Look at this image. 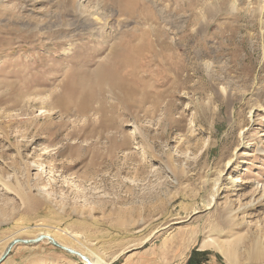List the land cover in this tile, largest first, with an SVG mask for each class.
Masks as SVG:
<instances>
[{"label": "rangeland", "instance_id": "1", "mask_svg": "<svg viewBox=\"0 0 264 264\" xmlns=\"http://www.w3.org/2000/svg\"><path fill=\"white\" fill-rule=\"evenodd\" d=\"M67 1L0 0V257L264 264V0Z\"/></svg>", "mask_w": 264, "mask_h": 264}, {"label": "bare ground", "instance_id": "2", "mask_svg": "<svg viewBox=\"0 0 264 264\" xmlns=\"http://www.w3.org/2000/svg\"><path fill=\"white\" fill-rule=\"evenodd\" d=\"M65 1H67V0H65ZM69 1V0H68ZM67 1V2H68ZM76 2H77V0H76ZM74 3V6L73 7H75V8H77L78 9V5H77V3ZM80 3V2H79ZM82 4V3H81ZM69 5H70V3H69ZM71 6V5H70ZM80 6V5H79ZM83 6V5H82ZM79 9H80V7H79ZM81 10V9H80ZM68 11V10H67ZM88 11V10H87ZM81 12V11H80ZM92 15V14H91ZM94 15V14H93ZM88 18V17H87ZM49 28V27H48ZM121 53H124V52H121ZM127 55H128V53H127ZM122 57H124V56H122ZM121 57V58H122ZM130 58V57H129ZM125 60V59H124ZM128 61V60H127ZM123 62H125V61H123ZM115 64V63H114ZM104 65V64H103ZM123 65V64H122ZM100 66V65H99ZM114 66H116V65H114ZM101 67H103V66H101ZM112 67V66H111ZM119 67V66H118ZM106 68H107V66H106ZM110 68V67H109ZM113 68H115V67H113ZM113 68H112V70H113ZM117 68V67H116ZM99 69V68H98ZM100 69H102V68H100ZM104 69H105V65H104ZM102 71V70H101ZM99 72V73H103V75H104V72H106V71H102V72ZM115 74V73H114ZM99 75V74H98ZM97 75V76H98ZM96 76V75H95ZM98 79H99V77H97ZM97 79V80H98ZM96 80V81H97ZM109 80H110V78L108 79V81H106V82H108L109 83ZM98 83V82H97ZM100 83L101 82H99L98 84H99V86H101L102 87V85H100ZM90 84V83H89ZM108 85V84H107ZM71 86V85H70ZM110 86V85H109ZM121 87L122 86H120V88L119 89H121ZM86 88H87V90H88V87H84V92H82V93H84V97H82V99H81V101L79 102L78 101V108H77V113L79 114V115H82V116H84L85 115V113H86V97L87 96H85V91H87L86 90ZM104 88H105V86H104ZM130 89V88H129ZM105 90H107V88H105ZM100 91H101V88H100ZM111 91V90H110ZM110 93H112V92H110ZM125 94L127 95V96H131V92L130 91H125ZM40 95V94H39ZM42 96V95H41ZM83 96V95H82ZM48 98H50V97H48ZM38 99H40V98H38ZM79 99V100H80ZM40 100H42V99H40ZM57 100H58V98H57ZM48 101V99H46V100H42V104L40 105V106H38L37 107V109H39V110H41V111H43V112H49L50 111V108L47 106V105H50V103H48L47 102ZM30 103V102H29ZM259 109V108H258ZM260 110H262L263 112H264V108H261L260 107ZM35 121V118H30V119H28L27 121H16L15 122V124H17V126H15V127H20V126H22V125H24L25 127H26V129L27 130H29V128L32 126V125H34V122ZM232 161V160H231ZM231 161H229L227 164H226V166L228 167V166H230V164H231ZM0 181L2 182V184H3V186H6V187H8V183H7V181L5 182L2 178H0ZM229 184H230V186H229ZM244 184H246L245 182L244 183H242L241 181H239V179L238 178H235L234 176H232V175H227V174H223V175H221L220 177H218V178H216L215 180H214V182H213V186H212V188H211V190H210V194H209V198L207 199V201H206V208H210V207H212V206H214L215 204H219V200L222 198H225V202L227 203V204H229L228 203V197H229V195L228 194H224V192H227V191H231V190H233V191H243L244 190ZM224 194V195H221V194ZM234 194V193H233ZM239 194V193H238ZM241 195H242V193H241ZM244 208H247V206H241V207H239L238 209H236V210H234V209H232V207L230 208V207H227L226 209H225V214H227L226 216L228 217V218H230L232 221H233V218H232V215L235 213V212H239V211H242ZM249 208V207H248ZM224 210V209H223ZM197 212V211H196ZM248 222V221H247ZM52 236V237H51ZM152 235H150V237H151ZM37 237H43L39 242H41L43 239H45V238H48L53 244H54V242L52 241V240H54V241H56V239H54L55 237L53 236V235H51V234H48V235H45V234H41V235H39V236H37ZM36 237V238H37ZM32 239H35V238H32ZM151 239V238H150ZM23 240H25V239H15V240H13L12 242H11V244L6 248V250H5V252H4V254L0 257V262L2 261V260H4L8 255H9V253H10V251H11V249L13 248V246H15L16 244H37V243H39V242H34L33 240L32 241H30V242H28V243H24L23 242ZM148 240V238H146L145 239V241L144 242H146ZM250 241V240H249ZM57 242V241H56ZM235 242V241H234ZM245 242V241H244ZM58 243V242H57ZM60 243V244H59ZM58 244L59 245H61L62 243L61 242H59ZM248 244H250V250H251V253L253 254V258H251V260L252 259H256V258H260V257H262L264 254H263V251H262V248L264 247L263 246V243L260 241V240H258V239H254L253 241H251V243L249 242ZM55 245V244H54ZM227 245V244H226ZM230 245V247H231V249L230 248H228V251L229 252H232V250L234 251V250H236V248L238 247V245L237 244H229ZM55 246H57V245H55ZM61 246H64V247H66V248H70V249H73V250H75V251H77L78 253H72V252H70L71 254H73V256H76V257H78L80 260H81V262L83 263V264H88L87 262H86V260H85V256H86V258L90 261V263L91 264H93V262H92V260H91V257H89L88 255H87V253H86V251L85 250H81V249H79V248H73L71 245H67V244H62ZM58 248H60L59 246H57ZM209 247H215V248H217V249H222V246H220L219 245V242H218V240L216 239V238H213V237H209V238H206V239H204V241L200 244V248L201 249H207V248H209ZM244 247V246H243ZM61 249H64V248H61ZM64 250H66V249H64ZM66 251H68V250H66ZM69 252V251H68ZM228 255H229V253H228ZM83 256H84V258H83ZM231 256V255H230ZM230 256H229V258H230ZM231 259H232V256H231ZM250 262H253V261H250ZM107 264H109V263H107ZM252 264V263H251Z\"/></svg>", "mask_w": 264, "mask_h": 264}, {"label": "water", "instance_id": "3", "mask_svg": "<svg viewBox=\"0 0 264 264\" xmlns=\"http://www.w3.org/2000/svg\"><path fill=\"white\" fill-rule=\"evenodd\" d=\"M43 237H37V238H35V239H25V240H23V242L24 243H28V242H30V241H34V242H39L41 239H42ZM53 242H54V244L55 245H57V246H59L60 248H64V249H66V250H68L69 252H72V253H78L77 251H75V250H73V249H70V248H66V247H64V246H61V245H59L56 241H54V240H52ZM79 254V253H78ZM80 255V254H79ZM83 258H84V256H83ZM85 260H86V262L88 263V264H91L90 263V261L86 258V256H85Z\"/></svg>", "mask_w": 264, "mask_h": 264}]
</instances>
